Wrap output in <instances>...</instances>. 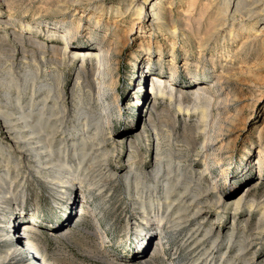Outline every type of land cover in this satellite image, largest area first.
<instances>
[{"label":"rangeland","instance_id":"1","mask_svg":"<svg viewBox=\"0 0 264 264\" xmlns=\"http://www.w3.org/2000/svg\"><path fill=\"white\" fill-rule=\"evenodd\" d=\"M226 2L0 0V110L13 115L11 131L0 116V159L22 162V172L30 174L26 195L15 198L5 191L0 238L16 232L17 218L22 230L1 240L0 252L17 251L24 264H43L42 258L44 264H194L211 242L226 249L235 231L231 256L264 264V0H236L238 10L233 8L227 18L221 12ZM150 10L163 14L165 27L153 20ZM171 28H177V37L169 34ZM68 30V46L83 53H92L101 43L113 49L106 68L101 64V76L96 61L76 57L70 48L62 50L59 35ZM160 73L173 86L157 84L153 76ZM218 74L224 80L213 89ZM35 77L40 95L51 98L54 120L67 118L64 126L58 122L66 133L59 137H77L71 148H83V121L88 118L96 129L91 146L99 150L105 142L117 179L105 181L100 189L85 183L76 192L68 182L53 188L35 172L31 148H14L16 130L26 132L17 109V88H26L22 99L27 106ZM197 79L222 96L223 102L206 118L200 108L212 96L196 99ZM160 154L167 159L163 171L180 176V185L189 187L187 194H203L205 220L193 218L179 229L167 224L146 227V215L133 206L131 160L143 163L155 187L153 177L162 170ZM66 156L60 155L55 165L61 166ZM69 193H75L72 201ZM136 222L154 234L141 260L137 241L142 233L135 226L130 229ZM196 224L203 230L214 225L215 233L201 242L191 231Z\"/></svg>","mask_w":264,"mask_h":264},{"label":"bare ground","instance_id":"2","mask_svg":"<svg viewBox=\"0 0 264 264\" xmlns=\"http://www.w3.org/2000/svg\"><path fill=\"white\" fill-rule=\"evenodd\" d=\"M145 1H148V0H145ZM226 1H227L226 2L227 4L226 6L224 4L225 6L223 7L224 10L221 12L227 18L229 12L233 8H235V11L238 10L239 5L238 3L236 5L234 4V1L236 0H226ZM241 1L243 0H238V2H241ZM154 6L155 5H153L152 8ZM150 11L152 13L153 20L161 27L162 25H164L165 27L166 21H164L165 18L162 17L163 14L161 15L159 12H155V10H150ZM224 24H222V26H225ZM231 25H232L231 26L232 28L233 27L235 28L233 24ZM79 28H81V25L79 26ZM171 29H169L171 31L169 34H171L173 37H177V31H176L177 28L176 30H173L174 28L172 30ZM210 31H213V30H210ZM70 34H71V30L60 32L59 36H61V39L63 38L61 42L64 44V48L62 50L67 52L70 48L71 52H73L74 56L76 57L83 56V60H85V58L93 59L94 61L97 62L96 72L98 73L99 76H101L103 72L102 69L106 68L108 64L107 63L108 56L111 54L113 49L110 47L109 48L105 47L101 43L95 46V48H93L95 50L92 51V53H88V54L83 53L80 47H77V46L69 47L68 46L67 40ZM203 39L201 41H203ZM198 45L200 46L199 43ZM174 53L175 52L173 50L172 51L173 59H175ZM101 64L103 65V68L101 67ZM249 73H246V74H249ZM154 76L153 78H155V80L157 81V84H160L161 87L163 86L166 88L167 85L173 86V84H171L169 80H166L164 73H160L158 77H154ZM221 79L222 78L219 75L216 77L214 83L211 82L212 84H214L212 86L213 89L217 88V85L219 84V82L221 83V81L224 80V77H223V80ZM197 80L199 81V83L196 84V86L199 87V89L196 92V99L202 98L203 95H207V94H211L212 96V98L207 99L208 105H203V106L201 105V108H200L202 110V116H203L202 118H206L211 108H213L214 106L218 107L216 104H218L221 101L222 96L221 94H218L217 91L214 92L213 90H211L210 87L208 86L207 81L199 80V79ZM37 84H38L37 77H35L32 79L33 92H32L31 99L29 100L30 102L28 104L26 103L27 106H30V108H27V106H24L25 103L22 99L23 97L22 95L25 94L26 88H23L22 86H18L17 88V97H16L17 109L20 110V112L19 111L18 112L21 114L22 119L25 120L24 130H26V132H21L20 134H18L20 130H16L17 135L15 137V140H17L18 142L15 141L14 148L20 149V151L21 150L27 151V149L25 150L23 146L24 147L28 146L31 148V152L35 154L37 165H38V167H34L35 172L43 176L47 184L53 188H60L62 184H66L68 182V184L70 183L74 190L76 189L75 190L76 192H78L77 190L81 189L78 186H83L85 183H88L91 189H100L101 184L104 183L105 181L114 180L115 178L117 179L116 177L117 172L114 171V169L110 166V154L106 152L107 149L104 147L105 142L102 143V148L99 150H96V146H91L92 144L90 143L91 137L96 135L95 134L96 129L93 128L91 121L89 122L88 118L86 121L85 120L83 121V122H86L85 128L87 129L83 134L84 142H85V146L83 148L85 149H83L81 146H78L77 144L74 145V148H71L70 146L71 141H72V144H75V143H78L79 140H76L77 137L75 138V140L74 138L67 139L68 137L67 138L59 137L60 135L65 137L66 133L64 134V132H62L61 126L58 125V122L63 123L62 126H64L67 118L64 115L65 116L64 118L54 120L57 117V115L50 114V112L53 111V109L50 108L51 98L44 97L45 95L44 96L40 95ZM148 94H151V91H148ZM164 94L165 93H160L162 97L166 96ZM170 98L171 100L174 99L173 96H171ZM220 106L222 105L220 104ZM66 111L67 110H65V112ZM0 116L2 117L5 116L6 122L9 125V128L7 129L11 131L12 124H13L11 121V118L13 117V115L10 114V112H8V114H2V111L0 110ZM9 134H10V137L13 138L12 132H10ZM81 138L82 137L80 136V139ZM3 144L4 143H2V145ZM91 152L93 153L90 154ZM97 152L104 153V156L102 157L95 156L94 154ZM66 154H68V156H66L65 161L61 162V166L55 165V163L58 162L60 155H66ZM12 155L10 157H13ZM22 156L23 154H21V158L24 159V157ZM73 157H75V160L73 159ZM163 157L164 156L161 155L159 159L160 168L162 170L153 177V180L156 183L155 187L151 186V182L149 181V179L150 180L152 179L151 175L146 173L143 167L144 166L143 163L139 164L137 160H131L133 164L131 166V172L129 174L128 181L130 183V186L134 184V186H132V189L134 190L133 198H135L133 206L136 209L140 210L142 214L146 215L147 220L149 221L148 223H146L147 224L146 227H150L153 224V225H156L158 229H161L162 225L167 224V225H172L174 229H179L181 227H184L185 225H188V224L190 225V222L193 221L192 220L193 218L199 221L205 220L207 217L205 216L204 208L200 206L202 204L200 200L201 198H203L202 197L203 194H200V195L187 194V192L185 191H187L189 187H187L186 189L183 185H180L183 183L182 181H181L182 183L180 182V176L175 175V178H177L175 179L172 176V174H174L172 170L170 171V169H168L166 171H163L165 167H167L165 166L166 164L163 161L166 158L164 159ZM258 162L260 164V161ZM7 163L9 164L8 166H6ZM7 163H5L4 160L0 159V213L3 214V216L5 215V210L7 209L5 205L7 203L6 201L8 200V199L7 200L5 199V196H7V194H5V191L9 190L10 191L9 194L14 196L15 198L21 197V195H26L28 191V178L30 175L28 173L24 174L22 172V169H21V166L23 164L22 162L19 163L18 161V164H15L14 161L12 162L11 160H8ZM206 169L203 171V173L206 172ZM192 170H194L193 167H192ZM202 176L203 175H201V177ZM134 178H136L135 183L133 182ZM174 181L178 183H175ZM69 194H70L68 197L69 199L68 198H63V199L65 200L68 199V201L69 200L72 201L73 200L72 196L75 193H69ZM241 201H242V198L239 199L237 203L235 204L240 205ZM16 203H18L17 200H16ZM60 205L62 208L64 203H60ZM164 207H166L165 209L167 210L165 212L163 211L162 213L161 211L163 210ZM136 215L141 218V216H139L137 213ZM20 221H21L20 218H17L16 220H14L13 224L16 226V232L6 233L7 236L3 235V238L2 239L0 238V242H3L1 240H5V239L9 240L11 237H14V236L16 237L20 235V231L22 230L21 229L22 221L21 222ZM134 226L135 228H139L137 229L140 231V232L138 231V233H142V234H138L139 238L137 241V248L141 249V252L139 255L140 256L139 259L141 260L143 258V255L147 253V246L149 242L151 241V239L154 237V234L151 233L147 228L146 230L143 227H141L138 222H136L135 224L131 223L130 229H132ZM202 227L203 226L199 224H196L194 226L191 225V231L194 233L195 237L201 242L205 239H210V236L213 233H215V229H216L214 225H212L209 230H203ZM234 233L235 231L233 232V234L229 236L226 249L221 250L219 243L217 241L211 242V245L209 247H206L204 252L200 256L198 255L199 257L194 262V264H217V263L222 264L219 262L225 259L228 261L227 264H249V261L242 260L243 262H240L238 258L231 256L230 247L234 242ZM244 250L245 249L240 250V252H243ZM242 254L240 253V255ZM219 257H220V261L217 262L218 261L217 259ZM42 261H43V264L46 263V260L44 258H42ZM0 264H24V262L21 261V258L19 257V253L17 251H12V252H7V253L0 252Z\"/></svg>","mask_w":264,"mask_h":264}]
</instances>
